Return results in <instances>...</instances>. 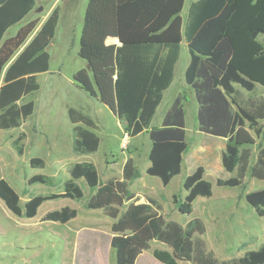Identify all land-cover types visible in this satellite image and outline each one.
Masks as SVG:
<instances>
[{"label":"trees","instance_id":"16d2710c","mask_svg":"<svg viewBox=\"0 0 264 264\" xmlns=\"http://www.w3.org/2000/svg\"><path fill=\"white\" fill-rule=\"evenodd\" d=\"M37 1L43 0H0L1 130L18 128L32 115L34 102L23 100L39 90L36 75L49 70L47 47L55 35L59 7L55 6L35 31L38 20L26 19ZM184 3L185 0H88L77 53L85 67L73 75L80 89L97 98L125 124L129 137L147 133L150 148L145 173L158 178L164 187L180 174L187 149L181 97L174 99L160 127L149 126L163 92L172 82L183 38ZM12 27L19 28L6 37ZM260 35H264V0H196L188 8L184 36L189 63L184 80L197 103V127L201 133L226 138L221 165L229 173L236 172L234 177L217 179L218 187L242 186L247 176L264 181V138L256 155L252 153L256 139L263 136L260 121L264 119V100L259 96L244 106L235 89L238 86L253 92L257 86L264 87ZM107 38L117 39L119 45L106 44ZM67 113L74 124L73 151L81 155L96 152L99 137L94 132L95 122L74 108ZM29 165L41 168L43 161L31 158ZM203 171L199 166L184 178L186 194L182 201L172 196L180 213L190 214L197 197H211L212 184L203 179ZM69 176L62 192L32 196L23 206L19 205L16 191L0 177V200L15 216L33 218L45 201L82 199L83 193L74 180L83 179L91 193L84 207L102 210L112 219L109 246L115 264H135L153 241L168 248L152 251L161 264H264V244L237 259L218 263L205 251L202 241L194 238L205 230L199 219L182 227L165 221L151 201L134 204V194L128 186L140 174L131 158L123 164L121 180L101 184L90 162L75 163ZM27 183L47 184V179L33 176ZM244 199L258 217H264V190L248 192ZM123 206L124 211L119 212ZM76 215L75 209L64 206L46 213L43 220L66 224Z\"/></svg>","mask_w":264,"mask_h":264},{"label":"rangeland","instance_id":"374dc122","mask_svg":"<svg viewBox=\"0 0 264 264\" xmlns=\"http://www.w3.org/2000/svg\"><path fill=\"white\" fill-rule=\"evenodd\" d=\"M53 1L45 0L43 8L38 11L35 9L28 18L38 20L39 25ZM191 1L185 0L181 13L184 20ZM87 3L88 0H62L58 3L60 19L48 48L51 56L49 70L37 75L39 90L25 98V102H34L33 114L20 128L0 130V177L17 192L19 205L23 206L32 196L62 192L75 163L93 162L102 184L120 179L124 161L131 158L140 174L128 186L134 194L133 201H151L153 209L165 221L176 222L182 227L193 219H199L205 230L202 235L195 234L194 238L202 241L205 251L210 252L218 263L237 259L245 251L258 249L264 244V217L256 215L246 203L244 195L264 189V181H252L247 176L239 187H217L213 184L211 197L197 198L190 214L180 213L172 203V196L183 200L186 191L182 182L193 166L184 164L180 174L164 187L158 178L145 173L149 165L147 154L150 148L147 133L129 137L122 121L95 97L76 86L73 75L85 67L84 60L78 57L77 52ZM14 29L10 28L5 36L13 34ZM184 37L183 33V41ZM183 44L179 47L172 82L163 93L162 102L149 129L160 127L165 111L175 96L181 95L185 110L186 153L189 154L208 135L197 129V104L193 90L184 81L188 52ZM257 91L248 93L236 86L237 99L244 106L257 98ZM70 107L90 116L96 123L94 132L99 137L96 152L81 155L73 151V124L67 113ZM261 124L264 137V119ZM256 149L257 144L252 147L253 156ZM33 157L43 161L41 168L30 167L29 160ZM221 170L215 172L220 179L235 176L222 166ZM209 174L206 172L207 181L211 179ZM33 176H44L47 184L28 185V179ZM74 183L81 189L82 199L45 201L33 218L15 216L0 200V264H115L109 246L112 219L102 210L86 209L84 204L91 193L83 179L74 180ZM64 206L77 211L74 219L66 224L43 220L46 213ZM124 208L119 207V212L124 211ZM154 249L168 250L156 241L151 242L149 247L150 251ZM138 264L161 263L143 255ZM178 264L192 263L180 261Z\"/></svg>","mask_w":264,"mask_h":264},{"label":"crops","instance_id":"0c3cea01","mask_svg":"<svg viewBox=\"0 0 264 264\" xmlns=\"http://www.w3.org/2000/svg\"><path fill=\"white\" fill-rule=\"evenodd\" d=\"M45 0H43V1H37L36 3H35V7H34V9H33V11L36 9L37 11L38 10H40L41 8H43V2H44ZM60 1H62V0H54L53 1V4L49 7V9L46 11V13H45V15H44V17H43V19H42V21L40 22V24L38 25L37 24V27H36V29H35V31L40 27V25L43 23V21L46 19V17L49 15V13L52 11V9L55 7V6H58L59 7V5H58V3L60 2ZM194 1H196V0H193V1H191V3L192 2H194ZM41 3V4H40ZM190 3V4H191ZM190 4H189V6H190ZM86 9V8H85ZM183 10V9H182ZM33 11L29 14V16L33 13ZM188 11V10H187ZM181 13H182V11H181ZM28 16V17H29ZM186 17H187V12H186ZM59 19H60V7H59ZM182 19H183V17H182ZM28 20H32V19H29V18H27L26 19V21H28ZM184 21H186V20H184L183 19V29H182V33H184V28H185V24H186V22H184ZM58 23H59V21H58ZM58 26V25H57ZM19 27H17V28H15L14 29V32H13V34L15 33V31L18 29ZM57 29V28H56ZM56 32V31H55ZM13 34H10V35H8V36H6V37H9V36H11V35H13ZM55 36V35H54ZM184 39H185V37H184ZM53 40V39H52ZM185 41V42H184ZM183 41V38H182V41H181V43L179 44V47H180V45L181 44H183V45H185L186 46V49H187V44H186V40H184ZM258 41L263 45V47H264V35H260L259 37H258ZM51 43V42H50ZM106 44H116V45H119V42H118V40L117 39H115V38H107L106 39ZM50 47V44H49V46L47 47V51H48V48ZM187 52H188V49H187ZM48 53H49V51H48ZM78 53V52H77ZM50 55V54H49ZM178 57H179V53H178ZM178 60V59H177ZM50 61H51V56H50V60H49V66H50ZM177 62V61H176ZM188 63H189V52H188V61H187V63H186V66H185V69H186V67H187V65H188ZM176 64V63H175ZM175 66V65H174ZM184 72H185V70H184ZM44 73V72H43ZM40 74V73H39ZM38 75V74H37ZM37 75H36V77H37ZM185 81V80H184ZM187 85V84H186ZM77 86V85H76ZM188 86V85H187ZM78 87V86H77ZM189 87V86H188ZM79 88V87H78ZM169 88V87H168ZM167 88V89H168ZM80 89V88H79ZM235 89H236V87H235ZM256 90H258L257 91V93H255V97H259V96H261V97H263L264 98V87H262V86H257L256 88H255V90L254 91H256ZM166 91V90H165ZM164 91V92H165ZM253 91V92H254ZM163 92V93H164ZM246 92V91H245ZM248 93H250V92H248ZM177 96H180L181 97V95H179V94H177L176 96H175V98L177 97ZM193 96H194V93H193ZM174 98V99H175ZM163 99V98H162ZM174 99H173V101H174ZM181 99H182V97H181ZM194 99H195V97H194ZM96 100H98L97 98H96ZM24 102H25V98H24V100H23ZM23 101H20L19 103L20 104H22L23 103ZM99 101V100H98ZM173 101H172V103H173ZM100 102V101H99ZM162 102V101H161ZM171 103V104H172ZM161 104V103H160ZM159 104V105H160ZM181 104H182V102H181ZM197 104V103H196ZM171 106V105H170ZM169 106V107H170ZM159 107V106H158ZM157 107V108H158ZM169 107L167 108V110L169 109ZM70 108H72V107H70ZM182 108H183V110H184V107H183V104H182ZM69 109V108H68ZM67 109V110H68ZM34 110V109H33ZM157 110V109H156ZM166 110V111H167ZM166 111H165V113H166ZM81 112V111H80ZM156 113V112H155ZM164 113V114H165ZM196 113H197V109H196ZM33 114V113H32ZM83 114H85V113H83ZM86 115V114H85ZM88 116V115H87ZM90 117V116H89ZM163 117H164V115H163ZM184 117H185V110H184ZM91 118V117H90ZM162 120H163V118H162ZM162 120H161V123H162ZM25 122V121H24ZM23 122V123H24ZM22 123V124H23ZM22 124L20 125V127L22 126ZM96 124V123H95ZM260 124H261V121H260ZM78 126H81V124H78ZM97 126V125H96ZM20 127H18V128H20ZM73 127H74V124H73ZM197 129H198V127H197ZM1 130V129H0ZM186 130V129H185ZM199 131V130H198ZM200 132V131H199ZM201 133V132H200ZM207 135V134H206ZM264 137L262 136L261 138H259V139H256V142H255V144H257V149H256V153H257V151H258V148H259V146H260V143L262 142V139H263ZM226 138H222V137H214V136H211V135H208V138H205L204 139V142L203 143H199V145L197 146V147H195L194 148V150L192 151V152H190L189 154H187L186 153V151H187V149H186V151H185V153L183 154V156H182V160H183V162H182V167H183V165L184 164H188V165H192L193 166V169L190 171V173L189 174H191L197 167H202L203 168V179H205L206 178V172H210V174H209V177L211 178L210 179V183L212 184V188H213V184H215L216 183V180L217 179H220V178H218L217 177V174L215 173V172H221L222 170H221V155H222V152H223V150H224V148H225V144H226ZM259 141V142H258ZM256 153L254 154V155H256ZM91 154V153H90ZM83 155H87V154H83ZM33 158H35V157H33ZM126 161V160H125ZM124 161V162H125ZM83 162H90V163H92L93 165H94V163L93 162H91V161H83ZM221 165V166H220ZM149 166V165H148ZM147 166V167H148ZM94 167L96 168V166L94 165ZM123 167V166H122ZM182 170V169H181ZM96 171H97V169H96ZM97 174H98V172H97ZM188 174V175H189ZM231 174H236V172L234 171V172H231ZM98 179H99V177H98ZM122 179V174H121V178L120 179H116V180H121ZM114 180V179H113ZM206 180V179H205ZM257 180V179H256ZM109 181V180H108ZM252 181H253V178H252ZM100 182V181H99ZM107 182V181H106ZM171 182V181H170ZM105 183V182H104ZM243 183H244V181H243ZM216 185V184H215ZM252 185H253V182H252ZM218 187V186H217ZM258 190H264V189H258ZM256 191V190H255ZM17 193V192H16ZM212 196V195H211ZM197 198H199V197H197ZM196 198V199H197ZM202 198H205V197H202ZM195 199V200H196ZM194 200V201H195ZM134 204H140V203H137V202H135L134 201ZM152 251L153 250H149V249H147V250H145V251H143L138 257H137V259H136V261H135V264H138V262L140 261V258L141 257H143V255H147V256H150L152 259H155L154 257H153V255H152ZM156 260V259H155ZM146 261V260H145ZM157 261V260H156ZM160 263V262H159Z\"/></svg>","mask_w":264,"mask_h":264},{"label":"water","instance_id":"95a60500","mask_svg":"<svg viewBox=\"0 0 264 264\" xmlns=\"http://www.w3.org/2000/svg\"><path fill=\"white\" fill-rule=\"evenodd\" d=\"M88 68V66H86Z\"/></svg>","mask_w":264,"mask_h":264}]
</instances>
